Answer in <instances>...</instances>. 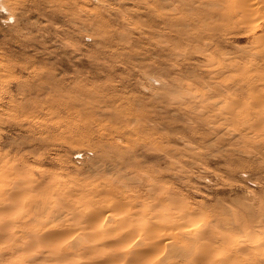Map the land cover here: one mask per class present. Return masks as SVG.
Instances as JSON below:
<instances>
[{
  "label": "rangeland",
  "instance_id": "374dc122",
  "mask_svg": "<svg viewBox=\"0 0 264 264\" xmlns=\"http://www.w3.org/2000/svg\"><path fill=\"white\" fill-rule=\"evenodd\" d=\"M191 1L0 0V264H264V8Z\"/></svg>",
  "mask_w": 264,
  "mask_h": 264
},
{
  "label": "bare ground",
  "instance_id": "6f19581e",
  "mask_svg": "<svg viewBox=\"0 0 264 264\" xmlns=\"http://www.w3.org/2000/svg\"><path fill=\"white\" fill-rule=\"evenodd\" d=\"M190 1H191V0H190ZM194 1H196V0H194ZM198 1H199V0H198ZM198 1H197V2H198ZM204 1H205V0H204ZM208 1H209V2H208L209 5H208V4H207V5L209 6V8H210V5H211L212 3L218 5V0H208ZM210 1H212V3H210ZM227 1H229V0H227ZM227 1H226V4H225L226 6H227V4H228ZM180 2H181V1H180ZM191 2H192V1H191ZM223 2H224V1H223ZM223 2H222V5H224ZM233 2H234V5H233ZM233 2H232L230 5L238 6V7H236V9H237L238 11L241 9V8L239 9V5H240L241 7H243V8L240 10V12H241V11H242V12H241V13L238 12V13L240 14V17H241V15H242V17H243V20L241 19L242 22H243V21H250L249 16H250V15L252 14V12H253V11H252V10H253V9H252L253 7H255V9H256V8H257V9L259 8V10H260L261 8H264V0H239V1H238L239 3H236L237 1H236V0H233ZM193 3H196V2H193ZM193 3H192V4H193ZM203 3H205V2H203ZM219 3H220V0H219ZM235 3L238 4V5H236ZM197 4H201V7H202V3H201V2H200V3H197ZM205 4H206V3H205ZM220 4H221V3H220ZM220 4H219V5H220ZM207 5H206V6H207ZM216 5H214V6H216ZM222 5H221V6H222ZM230 5H229V7H230ZM187 6H188V5H187ZM203 6H204V5H203ZM260 6H262V7L260 8ZM190 7H191V6H190ZM219 7H220V6H219ZM219 7H218V9H222V7H221V8H219ZM229 7H228V8H229ZM3 8L6 9V7H3ZM203 8H204V7H203ZM209 8H208V9H209ZM205 9H206V8H205ZM212 9H213V8H212ZM6 10H7V9H6ZM206 10H207V9H206ZM213 10H214V11L216 10L214 13H217V9H213ZM226 10L228 11L229 9H226ZM230 10H231V9H230ZM261 10H262V9H261ZM232 11H233V10H231V13L229 12L228 14H233L234 11H233V13H232ZM220 12H221V10H220ZM225 12H226V11H225ZM207 13H208V12H207ZM214 13H213V14H214ZM226 13H227V12H226ZM234 14H235V13H234ZM234 14H233V15H234ZM221 15H223V16L225 17V13H223V14H221ZM223 16H222V17H223ZM226 16H228V15H226ZM231 16H232V15H230V17H231ZM165 18H166V17H165ZM236 18H237V15H236ZM236 18H233V16L231 17V19H234V20H235ZM166 19H167V18H166ZM223 19H224V18H223ZM227 19H228L230 22H232L233 25H235L236 22L233 23V21H231L229 17H227ZM227 19H224V22H225V21H228ZM246 19H247V20H246ZM198 20H199V19H198ZM237 20H238V22H240V21H239L240 18L237 19ZM229 21H228V22H229ZM235 21H236V20H235ZM228 22H227V24L229 25L230 22H229V23H228ZM225 24H226V23H225ZM230 24H231V23H230ZM235 26H236V25H235ZM256 26H257V25H256ZM261 26H262V25H261ZM233 27H234V26H233ZM246 27H249V26H246ZM253 27H254V26H253ZM253 29H254V28H253ZM29 45H30V44H29ZM20 47H21V46H20ZM261 51H262V52H261ZM12 52H13V51H12ZM259 52H261L262 55L264 56V48H263L262 50H260ZM3 53L5 54V52H3ZM7 54H8V53H7ZM11 56H12V55H11ZM13 56H14V55H13ZM259 56H261V55H259ZM263 56H262V57H263ZM4 57H5V56H4ZM256 57H258V54H257ZM262 57H260V58L262 59ZM18 58H19V57H18ZM263 58H264V57H263ZM10 59H11V58H10ZM15 59H17V58H15ZM15 59H14V60H15ZM20 59H21V58H20ZM251 60H252V59H251ZM251 60L249 59V63H253V64H254L255 61H251ZM240 62H241V61H240ZM256 62H258V61H256ZM259 62H260V61H259ZM243 63L248 64L247 60H246L245 62H242L241 64H243ZM262 63H264L263 60H262ZM255 64H256V63H255ZM259 64L261 65V62H260ZM259 64H257V66H258ZM262 65H263V68H262V70H263V69H264V64H262ZM243 66H244V65H243ZM16 67H17V66H16ZM241 67H242V66H241ZM242 68H243V67H242ZM258 68H261V67L258 66ZM245 69H246V68H245ZM247 69H248V68H247ZM263 71H264V70H263ZM50 77H51V76H50ZM37 80H38V79H37ZM31 84H32V83H31ZM31 86H32V85H31ZM39 86H40V85H39ZM253 86H254V87H253ZM253 86H251V90H252V87H253L254 89H255V87H256V85H253ZM2 87H3V86H2ZM39 88H40V87H39ZM39 88H37V89H39ZM41 88H42V87H41ZM41 88H40V90L44 89V88H42V89H41ZM32 89L34 90V87H33ZM37 89H36V90H37ZM249 89H250V88H249ZM36 90H34V92H36ZM31 91H32V90H31ZM37 91H38V90H37ZM21 92H22V91H21ZM23 92H24V91H23ZM37 93H39V92H37ZM42 93H43V92H42ZM42 93H41V94H42ZM56 100H57V99H56ZM43 104H44V103H43ZM46 108H47V107H46ZM44 110H45V109H44ZM46 111H47V110H46ZM40 115H41V114H40ZM34 119H35V118H34ZM36 119H37V118H36ZM30 120H31V119H30ZM31 123H32V121H31ZM33 127H34V126H33ZM45 130H46V129H45ZM26 131H27V130H26ZM29 131H30V130H29ZM45 132H46V131H45ZM42 133H43V132H42ZM42 135H43V134H42ZM52 136H53V135H52ZM37 162H38V161H37ZM28 164H29V163H28ZM39 166H40V165H39ZM39 166H38V168H39ZM22 167H23V166H22ZM44 167H45V166H44ZM46 168H47V167H46ZM26 169H27V168H26ZM24 170H25V169H24ZM43 170H44V169H43ZM51 173H54V172H51ZM50 175H51V174H50ZM53 175H54V174H53ZM51 177H52V175H51ZM51 177H50V178H51ZM54 177H55V176H54ZM44 178H45V177H43V179H44ZM50 178H49V179H50ZM43 179H42V180H43ZM45 179H48V178H45ZM45 179H44V180H45ZM49 179H48V180H49ZM51 179H53V177H52ZM51 179H50V180H51ZM53 181H54V180H53ZM43 182H44V181H43ZM18 184H19V183H16V185H18ZM31 184H32V181H31ZM48 184H49V183H48ZM40 185H41V184H40ZM42 185H45V184H42ZM50 185H51V184H50ZM31 186H32V185H31ZM47 186H48V185H47ZM16 187H17V186H16ZM20 187H21V186H19L17 189H20ZM22 188H23L22 190H23L24 192L27 190V188H25L24 186H22ZM107 191H108V190H107ZM118 191H119V190H118ZM25 193H26V192H25ZM108 193H109V191H108ZM14 194H15V195H14ZM18 194H21V193H12L11 197H12V196H16V197H18V199L16 198V200H19V201H20V200H23V201H24V200H26V201H30V200H31V201H34V202H38V201L43 200L42 197H39V196L37 197V195H35L37 198L34 196L35 198H34L33 200H32V198H30V199L28 200V199H26V197H25L24 195H18ZM114 194H115V193H114ZM109 195H110V194H109ZM0 197L5 198V193H4V192H1V193H0ZM29 197H30V195H29ZM117 197H118V196H117ZM3 198H2V199H3ZM6 198H7V197H6ZM13 198H14V197H13ZM108 198H109V197H108ZM116 199H118V198H116ZM116 199H114V200H116ZM4 200H5V199H4ZM109 200H110V199H109ZM122 200H123V199H122ZM113 203H114V202H113ZM118 203H119V201H118ZM121 203H122V202H121ZM126 203H127V202H126ZM108 205H110V204H108ZM113 205H114V204H113ZM117 205H118V204H117ZM108 207H110V206H108ZM114 207H117L116 204H115V206H113V207H112V204H111V208H114ZM109 209H110V208H109ZM109 209H108V210H109ZM92 211H93V210H92ZM97 211H98V210L93 211V212H96L97 214H98V212H99V215H100V213H102V214L105 213V210H104V208H102V207L100 208V210H99L98 212H97ZM106 212H108V211L106 210ZM111 212H112V211H111ZM96 213H95V214L93 213V215H95V217H96ZM102 214H101V215H102ZM91 215H92V214H91ZM99 215H98V216H99ZM101 215H100V216H101ZM98 216H97V217H98ZM108 216H109V215H106L105 217H108ZM111 216H112V215H111ZM111 216H109V217H111ZM93 217H94V216H93ZM109 217H108L107 219H109L110 221H112V222H114V223H117V222H118L117 225H118V224H122V225H124L125 223L123 224V223H121V222L126 221V218H127V217H126V218L124 217V219H125V220H124L123 217H122L123 221H121L122 219L120 220V218H121V217H120V218L118 219V220H120V222H119V221L116 220L117 218H115L114 216H113V217L115 218V221L112 220V219H114L113 217H112V219H110ZM98 218H99V217H98ZM98 218H97V219H98ZM92 219H95V218H92ZM134 219L137 220V218H134ZM167 219L169 220V218H167ZM167 219H166V221H167ZM128 220H129V219H128ZM105 221H106V219H105ZM116 221H117V222H116ZM130 221H132V220H130ZM171 222H172V223H171L172 225H171V226L169 225L170 227H169L168 229H166L165 227L163 228V229L166 230L165 233H164V231H163V233H160V232H162V231H158V230H160V229H158V228L156 229V231L159 232V233H157L158 237H156L157 239H156V238H153V240H152V238L149 239L150 241L147 242V244H148V243H150V244H148V246H146V249L148 248V249H147V250H148V254H147V250H146L145 255H146V254L149 255V254H153V253H161V252H164V251H166V250H169V251H170V250H171V249H170V248H171V245H172V247H173V249H174L173 252H175V248H174V246H175V244H176V243H175L176 241L174 242L175 244H174V246H173V238L175 237L176 239H178V237H176V236L173 237V235H174V233H175V234H176V233H177V234H179V233L183 234V233L180 232V230H179L180 228L177 227V225H179L177 221H171ZM129 224H130V223H129ZM162 224H163V223H162ZM169 224H170V223H169ZM106 225H108V224H106ZM114 225H116V224H114ZM114 225H112V226H114ZM127 225H128V224H127ZM159 225H160V224H159ZM164 225H165V224H164ZM164 225H163V226H164ZM110 226H111V225H110ZM130 226H131V225H130ZM130 226H129V227H130ZM167 226H168V222H167ZM108 227H109V226H108ZM129 227H128V229H129ZM131 227H133V226H131ZM157 227L160 228V226H157ZM181 227H182V226H181ZM100 228H101V227H100ZM112 228H113V227H112ZM114 229H116V226L114 227ZM133 229H134V228H132V230H130L131 232L128 231V233H126V232H127V230H126L125 233L118 234V236H116V237H118V239L121 238V240L119 239V240L117 241L118 244H121L122 241L125 242L126 239L132 238V237H133L132 234L135 232V231H133ZM187 229H188V228H187ZM149 230H150V229H148V231H149ZM178 230H179V233L176 232V231H178ZM105 231H106V230H105ZM110 231L112 232L111 228L109 229L108 232H110ZM132 231H133V233H132ZM156 231H155L154 234H156ZM168 231H169V232H168ZM183 231H184V229H183ZM185 231H186V234H189V235H190V234H191V235L194 234V229H192V228H190V229H188V230L185 229ZM149 232H150V231H149ZM151 232H152V231H151ZM173 232H174V233H173ZM103 233H104V232H103ZM112 233L114 234V232H112ZM154 234H153V235H154ZM107 235H108V234H107ZM109 235H110V233H109ZM134 235H135V234H134ZM110 236H111V235H110ZM110 236H109V237H110ZM248 236L257 238V234L254 235V234L251 233V232H248ZM116 237H115V238H116ZM152 237H155V236H152ZM181 237H182V236H181ZM185 237H186V236H185ZM103 239H104V238H103ZM105 239H107V238L105 237ZM108 239H109V238H108ZM112 239H113V238H111V240H112ZM123 239H124V240H123ZM154 239H156V240H154ZM263 239H264V237H261L260 240H258V242H257L256 244H254L253 246H251L252 249L257 250L258 247H259V249H261V247L264 248V240H263ZM113 240H115V239H113ZM116 240H117V239H116ZM151 240L154 241V242H152ZM178 240H179V239H178ZM108 241H109V240H108ZM119 241H120V243H119ZM130 241H131V240H130ZM130 241H129V243H130ZM142 241H143V240H142ZM113 242L117 243L116 241H113ZM123 242H122V244H123ZM127 242H128V241H127ZM127 242H125V243H127ZM143 242H144V241H143ZM143 242H142V243H143ZM145 242H146V241H145ZM178 242H180V240H179ZM125 243H124V244H125ZM140 243H141V241H140ZM142 243H141V244H142ZM127 244H128V243H127ZM127 244H125V246H126ZM144 244H146V243H144ZM186 244H187V243H186ZM142 245H143V244H142ZM142 245H141V246H142ZM177 245H178V244H177ZM123 246H124V245H123ZM125 246H124V248H125ZM128 246H129V245H128ZM128 246H127V247H128ZM179 246H180V245H179ZM260 246H261V247H260ZM138 247H139V245H137V246L135 247V248H136V249H135L136 251H138V249H139ZM169 247H170V248H169ZM177 247H178V246H177ZM177 247H176V248H177ZM180 247H181V246H180ZM130 248H131V247H130ZM133 248H134V247H133ZM133 248H131L130 250H128V251H130V252H129L130 256H132V254H131V250H132ZM137 248H138V249H137ZM141 248H142V247H141ZM182 248H184V247H182ZM142 249H143V248H142ZM186 249H187V246H186ZM121 250H122V249H121ZM121 250H120V251H121ZM176 250L178 251V252H177V251H176V252L179 253V249H176ZM120 251L117 250L118 254H120V256H122V253H121ZM126 251H127V249H126ZM128 251H127V252H128ZM140 251H141V250H140ZM180 251H181V250H180ZM182 251L184 252L183 249H182ZM257 251H259V250H257ZM117 252L115 251V253H117ZM132 252H135V251L132 250ZM149 252H150V253H149ZM152 252H153V253H152ZM171 252H172V251H171ZM140 253H143V251H141ZM177 253H175V254H177ZM181 253H182V252H180V254H181ZM257 253H258V254H261L262 257L264 258V249H263V252H257ZM257 253H256V254H257ZM118 254H117V255H118ZM173 254H174V253H173ZM180 254H178V255L181 256ZM123 255H124V254H123ZM182 255H183V254H182ZM124 256H125V255H124ZM140 256H141V255H140ZM140 256H139V257H140ZM143 256H144V254H142V257H143ZM142 257H141V258H142ZM127 258H128V257H127ZM137 258H138V257H137ZM141 258H140V259H141ZM134 259H135V258H134ZM143 259H144V258H143ZM261 259H262V258H261ZM148 260H149V259H148ZM153 261H154V260H153ZM108 262H109V261H108ZM110 262L113 263V261H110ZM122 262H123V261H121V263H122ZM141 262H142V261H141ZM112 263H111V264H112ZM145 263H146V262H145ZM145 263H144V264H145ZM108 264H110V263H108ZM116 264H118V263H116ZM119 264H120V263H119ZM133 264H134V263H133Z\"/></svg>",
  "mask_w": 264,
  "mask_h": 264
}]
</instances>
